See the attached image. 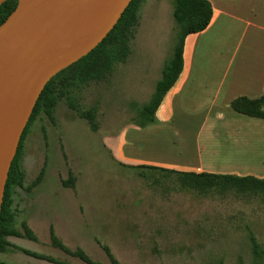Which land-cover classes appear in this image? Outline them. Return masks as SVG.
Listing matches in <instances>:
<instances>
[{"label":"rangeland","instance_id":"rangeland-1","mask_svg":"<svg viewBox=\"0 0 264 264\" xmlns=\"http://www.w3.org/2000/svg\"><path fill=\"white\" fill-rule=\"evenodd\" d=\"M174 0H145L131 53L106 80L76 90L89 107L98 104L99 128L58 104L55 120L42 115L29 127L23 167L25 185L41 168L38 185L17 188V225L27 221L38 240L10 236L15 245L0 263L57 264L30 256L21 246L73 264H89L51 244V228L69 247H82L111 264L101 246L122 264H264V192L232 188L203 196L177 175L119 163L116 136L140 120L176 42ZM70 171L75 187L61 179ZM255 248L258 251H254Z\"/></svg>","mask_w":264,"mask_h":264},{"label":"crops","instance_id":"crops-1","mask_svg":"<svg viewBox=\"0 0 264 264\" xmlns=\"http://www.w3.org/2000/svg\"><path fill=\"white\" fill-rule=\"evenodd\" d=\"M210 2L211 21L187 35L183 70L158 121L131 123L116 136L119 163L264 177V118L231 106L264 94V0Z\"/></svg>","mask_w":264,"mask_h":264},{"label":"trees","instance_id":"trees-1","mask_svg":"<svg viewBox=\"0 0 264 264\" xmlns=\"http://www.w3.org/2000/svg\"><path fill=\"white\" fill-rule=\"evenodd\" d=\"M145 0H131L118 22L107 36L90 52L72 64L58 71L42 90L31 117L23 131L17 153L13 159L6 183L4 200L0 212V252H7L15 246L10 236L28 237L38 240L35 231L27 221H22L23 229L17 225V210L15 207L17 188L32 190L42 180L45 165L30 185H25L26 172L22 161L25 153L26 138L33 121L42 115L52 122L55 120V110L58 104L65 101L68 106L76 110L80 116L86 118L93 130L99 128L98 104L89 107L82 104L76 96V90L92 81L106 80L112 74L115 65L125 61L131 53V40L139 24L140 9ZM18 0H6L0 5V24L16 8ZM174 18L176 20V42L171 59L165 64L161 78L150 100L145 103L139 113L138 125L146 126L158 121L156 112L168 91L179 78L184 65V43L188 34L205 29L213 16V6L210 0H174ZM231 106L244 114L264 118V94L260 97L238 96L231 101ZM138 167L145 168V165ZM153 168V167H148ZM177 175L183 187L193 189L196 193L208 196L225 192L228 189H258L264 192V177L252 174L238 175L233 173L194 172V171H166ZM76 176L70 171L68 178L62 179V184L75 187ZM51 244L67 254L81 258L89 264H106L93 259L82 247L71 248L66 245L51 228ZM110 257L111 264H122L107 245L101 244ZM17 248L24 253L39 259L57 264H73L57 259L51 255L33 251L21 246ZM255 252L258 251L256 248ZM264 256V250L262 251Z\"/></svg>","mask_w":264,"mask_h":264},{"label":"water","instance_id":"water-1","mask_svg":"<svg viewBox=\"0 0 264 264\" xmlns=\"http://www.w3.org/2000/svg\"><path fill=\"white\" fill-rule=\"evenodd\" d=\"M130 1L18 0L0 24V212L13 159L45 85L95 48Z\"/></svg>","mask_w":264,"mask_h":264}]
</instances>
